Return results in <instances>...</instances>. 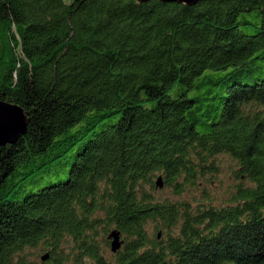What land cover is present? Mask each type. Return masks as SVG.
<instances>
[{
    "label": "trees",
    "instance_id": "16d2710c",
    "mask_svg": "<svg viewBox=\"0 0 264 264\" xmlns=\"http://www.w3.org/2000/svg\"><path fill=\"white\" fill-rule=\"evenodd\" d=\"M0 99V264H264V0H0Z\"/></svg>",
    "mask_w": 264,
    "mask_h": 264
},
{
    "label": "water",
    "instance_id": "95a60500",
    "mask_svg": "<svg viewBox=\"0 0 264 264\" xmlns=\"http://www.w3.org/2000/svg\"><path fill=\"white\" fill-rule=\"evenodd\" d=\"M147 1V0H140ZM171 2H183L186 4H194L197 0H162ZM28 116L24 108L16 102L5 101L0 99V145L12 143L27 131ZM156 185L159 188L164 186L162 176L156 180ZM161 236V232L158 233ZM108 237L111 239L112 251H117L121 248L124 239L121 237V232L113 229ZM49 257V253L42 255L45 260Z\"/></svg>",
    "mask_w": 264,
    "mask_h": 264
},
{
    "label": "rangeland",
    "instance_id": "374dc122",
    "mask_svg": "<svg viewBox=\"0 0 264 264\" xmlns=\"http://www.w3.org/2000/svg\"><path fill=\"white\" fill-rule=\"evenodd\" d=\"M221 176H222V178H224V185L216 182L219 179V177H221ZM235 181H236V179L234 178L232 172H230V168L227 165H225L224 172L221 175H219L218 178L213 180L211 182V184L201 183V185L209 187V190H211V193L214 196V198L218 199L217 202H223L225 200V198L227 197V193L229 192L228 186L231 183H234ZM157 195L161 196V197H166V196L172 197L174 194L169 188H166V189L157 191ZM37 252H38V249L35 250L33 257H35L37 259V264H43V263H40V261H41L40 253H39V255H37ZM41 253H43L42 249H41ZM38 261H39V263H38Z\"/></svg>",
    "mask_w": 264,
    "mask_h": 264
}]
</instances>
